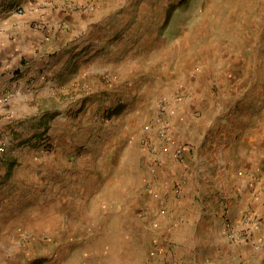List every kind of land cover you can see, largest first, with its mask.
I'll return each mask as SVG.
<instances>
[{"label":"crops","instance_id":"crops-1","mask_svg":"<svg viewBox=\"0 0 264 264\" xmlns=\"http://www.w3.org/2000/svg\"><path fill=\"white\" fill-rule=\"evenodd\" d=\"M112 1L0 0V264L1 241L20 223L47 224L49 236L65 241L64 248L55 247V264H120L113 253L119 256L121 245L111 254L99 245L88 253L82 244L120 241L121 234L130 256L124 264H185L190 255L202 254L204 243L208 254H222L228 244L218 225L220 193L234 217L244 205L251 207L258 220L254 234L261 226L264 239V180L248 185L250 155L241 150L259 138L250 139L246 121L238 130L223 120L232 109L225 104V87L216 94L210 90L211 75L183 76L176 87V95H185L182 101L168 98L158 107L163 96L175 95L163 89L168 81L162 72L151 73L149 54L138 50L143 41L120 30ZM214 69L215 80L224 83L226 63ZM157 77L158 88L151 89ZM107 98L126 104L100 123L95 110H103ZM137 123L151 125L142 139L157 148L152 163L114 162L115 156H140ZM122 128L133 138L124 151ZM46 138L53 144L49 151L43 149ZM178 141L190 147L181 162L169 150ZM150 166L157 170L150 189L167 207V217L154 216L155 203L137 197L138 175L148 176ZM147 234L180 245L160 249L151 260L141 247ZM171 255L181 261L168 262Z\"/></svg>","mask_w":264,"mask_h":264},{"label":"rangeland","instance_id":"rangeland-1","mask_svg":"<svg viewBox=\"0 0 264 264\" xmlns=\"http://www.w3.org/2000/svg\"><path fill=\"white\" fill-rule=\"evenodd\" d=\"M116 4H118V6L115 5L117 11L114 14L116 24L121 31H129L132 41H143L142 44H138V50L149 54L148 65L153 64L151 73L154 75V73L162 72V79L168 81L163 89L168 91L167 94L175 95V97L166 96L167 98L163 96L158 100V107L164 106L168 98L175 103L182 101L185 95L182 92L176 95V87L183 76L195 79L198 74H203L204 79L208 80L211 75L213 82L207 81L210 90L216 94L225 87V104L232 109V112L226 113L223 120L231 122L232 129L238 130L246 121L250 139L253 138L252 141H255L259 138L258 142L251 147L246 146L241 149L243 153L250 155L251 164L247 170L248 185L255 186L261 182L260 180H264V0H185L183 2L182 0H116ZM219 62H225L227 65L224 83H218L215 80L217 73L214 67ZM153 81L151 89L158 88L155 84L156 81L160 82L158 77ZM153 81L147 79L148 84ZM86 94V97L92 95L90 91ZM108 95L111 96L110 93ZM125 104L122 98L114 103L112 99L105 100V108L95 110L93 115L99 118L100 123H104L116 117ZM158 109L157 114H160L162 108ZM137 126L135 131L138 134V140L135 144L140 156L131 160L127 156V158L115 156L114 162L152 163V154L156 153L157 148L142 139L143 135L151 129V125L142 123L139 126L137 123ZM121 136L125 139L122 142L126 143L120 147L124 151L125 148L128 149L129 144L131 147L133 138L130 136L131 140L129 139L128 130L124 128H122ZM169 146V150L178 161L181 162L183 159L185 161V158L189 157L190 147L186 142L178 141ZM52 148V142L46 138L43 149L49 151ZM178 148L184 149L185 158L175 154ZM110 149L111 146L107 147L109 152ZM98 162L100 165L102 162L107 163V161ZM155 168V166L147 168L148 176L138 175L137 183L142 186H139L137 190V197L141 198L140 201L155 203L154 216L167 217V207L159 204L161 199L150 189L154 188L157 173ZM225 198L234 226L245 234V238L229 239L222 222L218 219L221 239L228 244L227 248L222 254L215 250L210 255L208 244L204 243L202 254L190 255L185 264H264V239L259 236L261 226L256 236L254 234L255 223L258 221L257 215L251 207L244 205L240 210L238 209L234 217L229 199L227 200V196ZM246 203H248L247 199H245ZM213 206L215 208V202ZM139 211L141 214V209ZM47 229H49L47 224L41 227L24 223L13 226L8 238L1 241L3 254L1 263L55 264V247L64 248L65 241H55L48 235ZM121 235V242L86 239L82 245L88 253L99 245L111 254L114 248L119 249L121 245V254L118 256L113 253V256L116 263L124 264L130 256L127 251L128 239L126 240L127 237L124 234ZM154 236L147 234L146 237H141V247L151 260L158 258L160 249L171 251L180 245L172 238L162 235ZM72 242L73 246H77L79 241ZM229 245L234 249L238 245L249 248L242 249L240 253L231 252ZM176 252L173 251L172 254ZM188 255L187 253L183 256ZM87 258L92 262L90 257ZM178 261H181L178 255H171L168 262L178 263Z\"/></svg>","mask_w":264,"mask_h":264},{"label":"built area","instance_id":"built-area-1","mask_svg":"<svg viewBox=\"0 0 264 264\" xmlns=\"http://www.w3.org/2000/svg\"><path fill=\"white\" fill-rule=\"evenodd\" d=\"M19 12H21V11L19 10ZM88 90L89 89L87 88V91ZM3 151H4V147L1 146L0 147V152H3ZM175 154L178 157L183 158L184 157V149L183 148L176 149ZM225 197L226 196L224 194L218 195V199H219V201L222 204V216H221V219H222L223 226L225 228V233H226V235H227V237L229 239L242 240L243 238H245V234L242 231L238 230L234 226L233 218H232L230 210H229V208L227 206L228 203H227Z\"/></svg>","mask_w":264,"mask_h":264},{"label":"trees","instance_id":"trees-1","mask_svg":"<svg viewBox=\"0 0 264 264\" xmlns=\"http://www.w3.org/2000/svg\"><path fill=\"white\" fill-rule=\"evenodd\" d=\"M185 1V0H182V2Z\"/></svg>","mask_w":264,"mask_h":264}]
</instances>
